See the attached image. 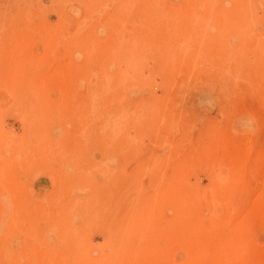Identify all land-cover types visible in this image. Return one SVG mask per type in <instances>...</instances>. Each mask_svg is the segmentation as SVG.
<instances>
[{"label":"rangeland","instance_id":"obj_1","mask_svg":"<svg viewBox=\"0 0 264 264\" xmlns=\"http://www.w3.org/2000/svg\"><path fill=\"white\" fill-rule=\"evenodd\" d=\"M0 40V264H264V0H0Z\"/></svg>","mask_w":264,"mask_h":264},{"label":"bare ground","instance_id":"obj_2","mask_svg":"<svg viewBox=\"0 0 264 264\" xmlns=\"http://www.w3.org/2000/svg\"><path fill=\"white\" fill-rule=\"evenodd\" d=\"M59 36V35H58ZM57 39H59V38H61L60 36H59V38L58 37H56ZM89 38V37H88ZM87 36H84L82 33H80V34H78V35H76L75 37H74V39L77 41V42H79V43H81L82 45H83V52L84 53H86L87 54V56H88V54L90 53L89 51H91L87 46H85V41H87ZM62 39V38H61ZM4 44L5 43H3L1 40H0V51H2L3 53H4V48H5V46H4ZM178 45L179 44H177L176 46H177V48H178ZM2 52H0V56H1V54H2ZM112 82H113V74L111 73V72H109V74H107L106 75V79H105V81L102 83V85H101V87H100V90L101 91H106V90H108L109 88H110V86H111V84H112ZM108 121H106V120H104L103 121V126H104V128L106 129V128H108ZM109 133H115V131H116V128H117V126H116V124H115V122L113 123V124H110L109 123ZM1 134V133H0ZM1 220V219H0ZM1 227H2V222L0 221V229H1ZM15 239V238H14ZM138 252L139 251H137L133 256H132V260L133 259H135L136 258V256H137V254H138ZM8 254V248L7 247H2V248H0V260H2L3 258H7L8 256H10V255H7ZM135 256V257H134ZM38 257H40L37 253H35L34 251L32 252V260H33V263L34 264H39V260H37V258ZM55 258H53V260H54ZM144 259L142 260V259H138V258H136V260L134 261V263L133 264H145L144 263ZM106 264H110V262L109 263H106ZM146 264H147V262H146ZM149 264V263H148ZM151 264V263H150ZM153 264V263H152ZM157 264H159V263H157ZM161 264H168L167 262H164V263H161ZM215 264H220L219 262H215Z\"/></svg>","mask_w":264,"mask_h":264}]
</instances>
